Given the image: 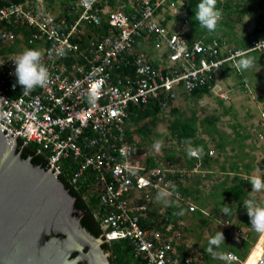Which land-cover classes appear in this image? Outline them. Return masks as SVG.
I'll use <instances>...</instances> for the list:
<instances>
[{"label":"built area","instance_id":"2783aa9c","mask_svg":"<svg viewBox=\"0 0 264 264\" xmlns=\"http://www.w3.org/2000/svg\"><path fill=\"white\" fill-rule=\"evenodd\" d=\"M41 1L0 8V125L25 146L35 145L60 174L70 170L71 187L93 178L106 242L128 239L141 264H194L177 249L185 236L179 224L165 232L141 225L155 194L171 196L188 171L149 167L131 117L153 100L163 107L215 86L218 75L251 53L264 59V32L249 34L242 48L189 37L169 22L190 0H64L59 15ZM26 48L44 53L51 80L23 95L14 59ZM261 121L264 128V112ZM174 198L196 210L180 193ZM256 264H264V251Z\"/></svg>","mask_w":264,"mask_h":264},{"label":"rangeland","instance_id":"374dc122","mask_svg":"<svg viewBox=\"0 0 264 264\" xmlns=\"http://www.w3.org/2000/svg\"><path fill=\"white\" fill-rule=\"evenodd\" d=\"M221 2L225 6L216 31L212 33L206 30L202 36L212 35L222 41L227 48H237L256 27L264 32V0H221ZM41 3L45 11H52L57 15L66 10L64 0H42ZM170 23L175 28L192 33L185 11ZM197 35L195 34L194 37H198ZM244 58L248 56L241 58L240 61ZM240 61L237 62V67H231L226 73L218 75L210 94L200 99H193L182 94L170 105L163 106L155 120L145 119L140 123L132 122L136 145L141 152L155 158L158 164H170V166L181 168L187 165L186 160L189 156L186 150L187 145L178 144L170 135L168 127L178 114L184 118L196 117L197 139L203 140L208 150L215 152L216 159L208 170L203 168L200 170L199 176L202 179L197 178L196 180V182L200 181L202 192L206 195L203 205L200 206L206 216L211 215L214 208V200L209 194L222 182L229 185L236 178L248 180L244 187L248 193L245 201L254 196L257 202L264 204V191L251 193L252 184L250 182L253 179L264 181V128H260L262 127L261 113L264 112V60L261 58L253 60V66L247 70L241 68ZM140 127L146 129L148 133L139 134ZM221 138L226 143L223 151L217 147ZM157 141L163 142L159 151L153 147ZM240 158L244 160L239 162ZM233 164H237V168L232 170ZM248 164L252 165L251 170H247L246 165ZM208 171L209 178L206 176ZM196 182L195 185H197ZM187 196L192 203L195 195ZM170 202L184 208L179 200L172 196L169 197L165 202L166 205H162L157 211L160 224L167 218L165 211ZM193 205L197 208L196 203ZM179 216L181 218H176L178 223L175 225L179 224L183 228L184 240L191 246L189 253L196 256L199 264H217L213 261L208 263L201 254V248L212 231H225L223 213L216 219L210 218L207 226H203L202 222L193 218L192 214L186 213L185 209H182ZM237 236L241 235L237 234L232 239L238 244ZM230 262L240 264L231 260Z\"/></svg>","mask_w":264,"mask_h":264},{"label":"water","instance_id":"95a60500","mask_svg":"<svg viewBox=\"0 0 264 264\" xmlns=\"http://www.w3.org/2000/svg\"><path fill=\"white\" fill-rule=\"evenodd\" d=\"M21 143L0 125V264H110L104 235L81 226L61 174L23 159Z\"/></svg>","mask_w":264,"mask_h":264},{"label":"trees","instance_id":"16d2710c","mask_svg":"<svg viewBox=\"0 0 264 264\" xmlns=\"http://www.w3.org/2000/svg\"><path fill=\"white\" fill-rule=\"evenodd\" d=\"M35 1V0H30ZM13 4H19L24 3L22 0H12ZM200 2V0H190L188 2V6L186 7V14L187 18L189 20L190 26L192 28V33L189 32V37L194 38L195 34H198V39H201L207 43L211 42L214 37L212 35L208 36H202L206 29L201 28L198 24V22L195 20V11L196 6ZM8 4L0 1V8L7 7ZM225 4L221 2V0H217V8L224 10ZM261 31V28L256 27L254 29L255 35H259ZM213 33V32H212ZM200 36H202L200 38ZM246 45L245 43H242L241 46ZM248 58H252L253 60L258 59V55L256 53H251ZM228 71V68L225 69L223 72L226 73ZM214 86V82L211 84V88ZM211 88L203 87L196 89L189 94H186L188 97H191L193 99H200L205 95L210 94ZM174 110V109H173ZM135 116L131 117V121L134 123H140L141 121L145 119H151L155 120L159 113L162 111V103L157 100H153L150 103H148L145 106H142V108H135ZM177 112L176 110H174ZM170 135L172 138H174L178 144L180 145H186L185 141H191V144L193 147H201L203 149L202 152L198 154L197 158H191L193 160V163H190L189 168L194 167L197 162L201 163L203 167L211 165L216 159L215 156L210 157L209 151L207 148V145L203 140L197 139V132H198V126L196 117L192 118H184L182 115H177L173 121L170 122V125L168 127ZM139 134H146L148 131L142 127L138 129ZM22 145V143L20 144ZM226 143L225 140L221 138L220 142L217 144V147L219 150L223 151ZM21 157L23 159L31 158V162L34 166H39L43 169L47 168V162L44 160V158L40 155L36 154V146L35 145H28V147L24 148L23 152L21 153ZM244 159L240 158L239 162H242ZM147 165L149 167H155V166H162L161 164H158V162L155 160V158L149 156L147 160ZM237 168V164H233L232 170ZM247 170L252 169V165L248 164L246 165ZM224 170V168H223ZM72 176V173L70 170H68L67 173L61 174L58 176L59 181L64 185L65 189L69 190L70 195L76 199L75 207L78 211L83 212L84 215L81 218V226L87 230L91 235L98 238L101 235L105 234L104 229L102 228L101 220L99 219L100 216L104 215L102 206L99 203V197L98 194L100 193V189L97 187L95 189L93 178H89L87 180H84V178H81L78 181V186L73 188L69 185L68 179ZM248 181V180H247ZM184 183H179L178 180L175 181L173 187H172V197L174 198V195L176 193H180L181 196L184 199H188V196L190 193H188V190H186L183 186ZM246 185V182L243 180H240L239 178H236L234 181V184L228 186L226 182L222 183L219 186H216V188L213 190V192L210 193V197L214 200V208L212 210L211 215L206 216L201 211L197 210L190 213L188 211V207H186L184 204L181 203L184 208L177 206L174 202H171L169 205V208L166 211V220L160 224V219L156 215L155 212L152 210L153 203L147 210V215L144 218H141V225L146 227H153L160 229L161 232H165L166 225L168 224H176L178 223L176 218H181L179 215L182 211V209H185L186 213L192 214L193 218L199 219L202 222L203 226H207L209 223L210 218L218 217L222 214V208L223 205H228L231 207V214L229 216L224 214V222L226 220L230 222L232 228L233 227H239V226H245L249 228V234L246 236V238H240L239 243L237 244L234 239H230L228 237V229H225L223 232L224 235V244H221L219 247H215L213 249V253H210L208 251L209 248V240L216 234L217 230H214L211 232L210 237L205 240V244L201 248V254L204 256V259L208 263L215 262L217 264H233L229 260L228 253H233L239 260L238 263L242 264L246 261L247 257L250 254L251 248L256 243L260 233L255 231L250 223V218L248 215H246V208L243 205V202L248 197V193L244 190V187ZM170 196V197H171ZM199 198H194L195 202H198ZM204 199L201 200V205H203ZM242 209V210H240ZM242 211L244 212L241 215L236 216V214ZM234 217H237V226L233 224ZM241 218L244 220L242 221ZM160 222V223H159ZM223 222V223H224ZM229 241L231 244L229 245ZM188 245V242H184L182 240L181 246H179L177 249L179 253L181 254L182 258H191L194 264H199L198 260L195 255L189 253V249L191 246ZM102 249L104 251L110 252L109 262L110 264H141V261L138 257H136V250L133 247L132 243L128 239H116L109 241L107 243H104L102 245ZM73 256V255H72ZM199 258V256H197ZM219 258V260H216ZM217 261V262H216ZM82 264V263H79Z\"/></svg>","mask_w":264,"mask_h":264},{"label":"clouds","instance_id":"9594fccd","mask_svg":"<svg viewBox=\"0 0 264 264\" xmlns=\"http://www.w3.org/2000/svg\"><path fill=\"white\" fill-rule=\"evenodd\" d=\"M222 16H223V10L217 8V0H200V2L196 6L194 18L198 22L201 28L206 29L208 32H215ZM251 33L254 32L252 31ZM260 33H262V31H260ZM247 37L248 36H246V38L244 39L245 40L244 43L246 45L248 43ZM194 39L202 40V38L198 39L195 37ZM213 40H218V39L214 38ZM246 45L240 47L242 48L245 47ZM258 46L259 43L255 47ZM257 55L259 58L264 60L259 54ZM14 62H15L14 75L16 77V83L22 87L23 95L30 94L36 88H44L50 83L51 76L46 64L44 63V53H42L39 49H34V48L24 49L21 53L18 54L17 58L14 59ZM253 64L254 61L252 58H244L240 61V66L244 70L249 69L250 67L253 66ZM212 89L213 88H211V90ZM185 143L187 145V149H186L187 153L190 157L196 156L197 154L203 151L201 147H193L191 141H185ZM162 146H163L162 141H157L153 145L154 149L157 151H159L162 148ZM250 182L252 184L251 193L264 191V181L253 179ZM167 196H168L167 192H160L157 195V199L165 200ZM243 205L246 208L247 215L250 218V223L252 228L257 232L264 234V204L257 202L255 197L253 196L249 198L247 201H244ZM222 213L229 216L231 214V207L226 204L223 205ZM221 244H224L223 232L216 231V234L209 240L208 251L210 253H213V249L215 247H219ZM237 262H239V260Z\"/></svg>","mask_w":264,"mask_h":264},{"label":"crops","instance_id":"0c3cea01","mask_svg":"<svg viewBox=\"0 0 264 264\" xmlns=\"http://www.w3.org/2000/svg\"><path fill=\"white\" fill-rule=\"evenodd\" d=\"M187 21V20H186ZM245 41V40H244ZM244 41H243V43H244ZM149 52V54H152L153 55V53H152V51L151 50H149L148 51ZM211 150V149H210ZM215 153V152H214ZM191 158H193L194 159V157H190V156H187V160H186V163H187V165L186 166H184V167H175V168H177V169H180V170H186V171H188V180L183 184V186H184V188L186 189V190H188V193H190V195L191 194H193V195H195V197L196 198H199V200H198V202H195L194 201V198L195 197H193V202L194 203H196V206H197V210H199V211H201L204 215L206 214L205 213V211L203 210V209H201L200 208V206H202L201 205V200H202V198L203 199H205L206 198V195H204L203 194V188H202V186L200 185V181L198 180L197 182H196V180H197V178H201L202 179V177L201 176H199L200 174H201V169L203 168V169H205V170H208L213 164H211V165H208V166H205V167H203L202 165H201V163H199V162H197L196 164H195V166L194 167H191V168H189V165H190V163H193V160L191 159ZM215 163V162H214ZM162 165V164H161ZM162 166H170V164H168V165H162ZM223 170V169H222ZM209 171L206 173V176L209 178ZM208 180V179H207ZM243 181H245V182H247V179L246 180H243ZM195 182L197 183V185H195ZM206 182V181H205ZM222 183H224V182H222ZM221 183V184H222ZM199 184V185H198ZM220 184V185H221ZM232 184H234V182L233 183H231V184H227L228 186H230V185H232ZM203 186H204V184H202ZM201 187V188H200ZM245 190V189H244ZM246 191V190H245ZM157 195H158V193H156L155 194V196H154V199H153V206H152V210H153V212H155L156 213V215H157V211H158V209L159 208H161L162 207V205L164 206V205H166V203L165 202H167L168 201V198L170 197V195H168L167 196V198L165 199V200H158L157 199ZM210 195V194H209ZM189 198V197H188ZM189 200H190V198H189ZM246 200V199H245ZM191 202V201H190ZM192 202V204H194ZM171 204V202L169 203V205ZM169 205H168V208H169ZM240 210H242V209H240ZM247 212V211H246ZM165 213H166V211H165ZM244 212H242V211H239L237 214H236V216L238 217V215H241V214H243ZM246 215H247V213H246ZM223 216H224V214H223ZM223 216H222V218H223ZM237 217H234V218H236V219H233V224H237ZM249 217V216H248ZM239 218V217H238ZM225 220V219H224ZM241 220L242 221H244L242 218H241ZM231 223L230 222H228L227 220H226V222H224V225H225V228L226 229H228L229 230V232H228V237L231 239V238H234V237H236V235H237V233H236V231H240V232H242V235L241 236H237V238H246V236H248V234H249V228L247 227V225H245V226H237V227H233L232 228V226L230 225ZM259 240L261 241V253L264 251V234H262V233H260V235H259ZM261 238V239H260ZM238 239V240H239ZM258 240V239H257ZM259 240H258V242H259ZM235 241V240H234ZM237 242V241H236ZM239 242V241H238ZM257 242V241H256ZM258 242L256 243V245L258 244ZM231 244V242L229 241V245ZM255 245V246H256ZM252 248H251V250H250V254H251V252H252ZM230 254H233V253H231V252H229L228 253V256L230 255ZM249 254V255H250ZM244 264V263H243ZM255 264H256V262H255Z\"/></svg>","mask_w":264,"mask_h":264},{"label":"bare ground","instance_id":"6f19581e","mask_svg":"<svg viewBox=\"0 0 264 264\" xmlns=\"http://www.w3.org/2000/svg\"><path fill=\"white\" fill-rule=\"evenodd\" d=\"M261 239V238H260ZM261 241L253 248L251 254L247 257L244 264H255L259 256L261 255Z\"/></svg>","mask_w":264,"mask_h":264}]
</instances>
